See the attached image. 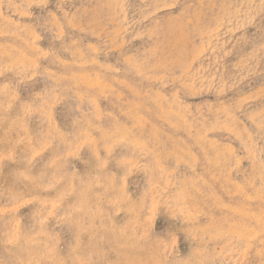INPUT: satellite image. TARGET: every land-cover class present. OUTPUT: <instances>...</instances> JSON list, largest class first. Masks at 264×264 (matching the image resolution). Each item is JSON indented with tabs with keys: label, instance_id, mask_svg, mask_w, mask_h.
Listing matches in <instances>:
<instances>
[{
	"label": "rangeland",
	"instance_id": "374dc122",
	"mask_svg": "<svg viewBox=\"0 0 264 264\" xmlns=\"http://www.w3.org/2000/svg\"><path fill=\"white\" fill-rule=\"evenodd\" d=\"M0 264H264V0H0Z\"/></svg>",
	"mask_w": 264,
	"mask_h": 264
},
{
	"label": "bare ground",
	"instance_id": "6f19581e",
	"mask_svg": "<svg viewBox=\"0 0 264 264\" xmlns=\"http://www.w3.org/2000/svg\"><path fill=\"white\" fill-rule=\"evenodd\" d=\"M30 177V176H29Z\"/></svg>",
	"mask_w": 264,
	"mask_h": 264
}]
</instances>
